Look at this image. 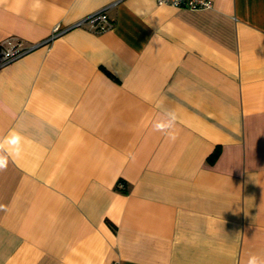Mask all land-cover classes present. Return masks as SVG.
Masks as SVG:
<instances>
[{
	"label": "crops",
	"instance_id": "1",
	"mask_svg": "<svg viewBox=\"0 0 264 264\" xmlns=\"http://www.w3.org/2000/svg\"><path fill=\"white\" fill-rule=\"evenodd\" d=\"M210 1L0 0L36 45L0 65V264H264V0Z\"/></svg>",
	"mask_w": 264,
	"mask_h": 264
},
{
	"label": "built area",
	"instance_id": "2",
	"mask_svg": "<svg viewBox=\"0 0 264 264\" xmlns=\"http://www.w3.org/2000/svg\"><path fill=\"white\" fill-rule=\"evenodd\" d=\"M159 4H168L174 7H183L189 9H207L212 7L210 0H157ZM88 26L94 31H104L111 26L110 19L105 9L96 11L91 15L76 21L68 26L56 25L51 33L50 39L63 33L65 30L72 27ZM49 39V40H50ZM36 45H24L19 40L7 38L0 44V65H4L25 54ZM111 264H121L119 261H113Z\"/></svg>",
	"mask_w": 264,
	"mask_h": 264
},
{
	"label": "clouds",
	"instance_id": "3",
	"mask_svg": "<svg viewBox=\"0 0 264 264\" xmlns=\"http://www.w3.org/2000/svg\"><path fill=\"white\" fill-rule=\"evenodd\" d=\"M169 115L171 116V121L168 122L167 124H164V123H157L155 125V128L157 130H164L166 128H173L174 125H175V122L177 120V116L175 113H169ZM174 138V137H173ZM7 165V161L6 160H3V159H0V169L6 167ZM248 264H259V261L257 259V257L255 256H252L250 259H249V262Z\"/></svg>",
	"mask_w": 264,
	"mask_h": 264
}]
</instances>
